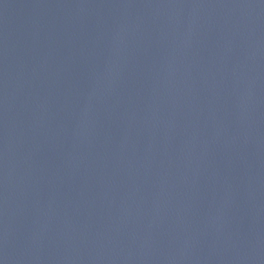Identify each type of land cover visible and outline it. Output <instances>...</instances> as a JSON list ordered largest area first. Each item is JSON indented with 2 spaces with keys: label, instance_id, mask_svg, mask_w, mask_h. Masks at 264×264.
Segmentation results:
<instances>
[{
  "label": "water",
  "instance_id": "obj_1",
  "mask_svg": "<svg viewBox=\"0 0 264 264\" xmlns=\"http://www.w3.org/2000/svg\"><path fill=\"white\" fill-rule=\"evenodd\" d=\"M0 264H264V0H0Z\"/></svg>",
  "mask_w": 264,
  "mask_h": 264
}]
</instances>
